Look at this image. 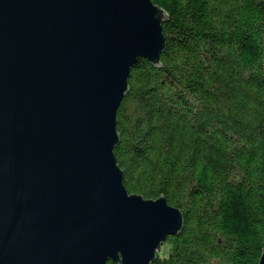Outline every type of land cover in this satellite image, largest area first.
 Wrapping results in <instances>:
<instances>
[{
    "label": "water",
    "instance_id": "obj_1",
    "mask_svg": "<svg viewBox=\"0 0 264 264\" xmlns=\"http://www.w3.org/2000/svg\"><path fill=\"white\" fill-rule=\"evenodd\" d=\"M168 20L151 0H0V264H152L181 232L114 154L131 70L160 67Z\"/></svg>",
    "mask_w": 264,
    "mask_h": 264
},
{
    "label": "trees",
    "instance_id": "obj_2",
    "mask_svg": "<svg viewBox=\"0 0 264 264\" xmlns=\"http://www.w3.org/2000/svg\"><path fill=\"white\" fill-rule=\"evenodd\" d=\"M160 67L139 59L117 111L129 193L183 215L152 264H258L264 241V0H151Z\"/></svg>",
    "mask_w": 264,
    "mask_h": 264
}]
</instances>
